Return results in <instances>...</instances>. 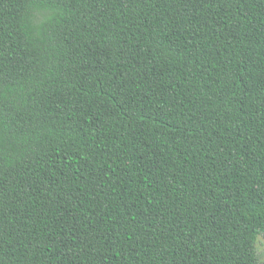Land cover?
I'll return each mask as SVG.
<instances>
[{"label": "trees", "instance_id": "16d2710c", "mask_svg": "<svg viewBox=\"0 0 264 264\" xmlns=\"http://www.w3.org/2000/svg\"><path fill=\"white\" fill-rule=\"evenodd\" d=\"M264 0H0V264H261Z\"/></svg>", "mask_w": 264, "mask_h": 264}, {"label": "rangeland", "instance_id": "374dc122", "mask_svg": "<svg viewBox=\"0 0 264 264\" xmlns=\"http://www.w3.org/2000/svg\"><path fill=\"white\" fill-rule=\"evenodd\" d=\"M255 247L259 262L264 264V237H259L257 239Z\"/></svg>", "mask_w": 264, "mask_h": 264}]
</instances>
